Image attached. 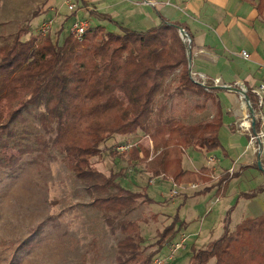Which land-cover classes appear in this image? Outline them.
<instances>
[{
	"label": "trees",
	"instance_id": "obj_1",
	"mask_svg": "<svg viewBox=\"0 0 264 264\" xmlns=\"http://www.w3.org/2000/svg\"><path fill=\"white\" fill-rule=\"evenodd\" d=\"M257 8L264 18V0H258ZM179 26L166 18L146 31L120 26L119 32H111L99 25L89 28L82 41L69 33L62 43L48 35L39 38L40 43L35 37L23 40L27 29L21 27L11 42L0 45V101L5 100L9 111L7 119L0 122V168L14 169L19 160L6 150L14 133L10 124L18 121L23 111L40 108L43 133L35 134L32 143L12 136L18 151L43 154L55 149L65 154L90 196L89 204L103 213L113 232L124 234L117 241L116 264H141L144 237L140 223L118 217L141 198L150 199L146 193L121 184L126 171L106 175L94 165L92 158L101 153L102 145L116 135L143 131L153 140L154 156L149 159V151L143 149L144 157L138 158L153 174L165 173L177 185L205 180L210 173L206 166L199 170L183 167L187 148H223L220 104L210 84L205 87L190 75ZM185 31L192 38L188 29ZM175 71L177 95L202 97L195 105L197 111H204L208 100L214 103L216 110L209 120L189 123L168 114L164 102L155 107L160 92L164 98L169 96L163 86ZM228 176L219 179L221 187L226 186ZM183 224L175 217L159 232V246L144 258L145 264L176 237ZM227 224L223 234L205 248L192 247L188 264H206L213 257L214 264H264V213L243 219L234 231Z\"/></svg>",
	"mask_w": 264,
	"mask_h": 264
},
{
	"label": "rangeland",
	"instance_id": "obj_2",
	"mask_svg": "<svg viewBox=\"0 0 264 264\" xmlns=\"http://www.w3.org/2000/svg\"><path fill=\"white\" fill-rule=\"evenodd\" d=\"M48 1L0 0V45L11 42L21 27L27 29L23 40L35 37L37 43H40L38 39L44 37L37 34L38 26L44 19L54 16V11H50L53 6L48 7ZM55 4L61 12L55 15L54 26L48 36L62 43L70 33V24L65 26V19L61 22L59 15L70 11L64 0H55ZM87 21L88 29L94 28V22L89 19ZM61 29L64 33H61ZM186 47L189 57L188 43ZM189 68L193 71L192 67ZM177 73L175 71L164 83L163 87H167L169 96L164 98L160 92L155 98V107L164 102L168 114L189 123L209 120L216 110L214 103L208 100L205 110L197 111L195 105L201 103L202 97L189 93L177 95ZM118 94L126 100L123 93ZM8 112L5 100L0 101V122L7 119ZM39 114L40 108L23 111L18 121L10 124L14 133L10 135V145L6 150L18 156L19 160L14 169L0 168V264H116L117 241L124 234L120 230L113 232L103 213L89 204L90 196L70 168L65 154L55 149L43 154L37 151L20 154L18 151L14 138H19L22 143H32L35 134L43 133ZM129 142L134 146L128 151L122 153L116 149L117 145ZM143 149L149 151V159L154 156L153 140L143 131L138 130L132 135H116L102 145L101 153L95 155L92 161L106 175L126 171V176L120 179L121 184L146 193L150 199L141 198L130 211L118 217L119 220H137L140 223V234L144 242L139 263L145 264L144 258L157 250L159 232L173 218L178 217L179 222H186V225L180 226L175 238L184 232L189 235V242L177 252L172 264H188L193 246L205 248L208 245L206 240L223 234L221 232L227 224L224 222L227 205H235L232 194L235 189L231 188L218 202L213 201L220 196L223 186L218 182L221 176H213L210 170L205 180L182 183L184 188H177L178 193L172 194L171 190L175 188L173 180L168 175L161 177V174H153L146 162L140 161L145 155ZM210 156L215 155L189 149L183 159L185 165L192 169V164L209 165ZM244 182H240L242 187L247 184ZM193 183L197 184L196 188L190 187ZM207 183L217 186V189L220 187L219 193L214 191L195 195L203 193ZM252 205L254 209L250 216L259 212L255 204L249 206ZM244 208L242 202L239 211L230 217L231 231L241 223L238 220H241ZM167 252L165 245L161 252H156L154 258ZM214 262L213 257L206 264Z\"/></svg>",
	"mask_w": 264,
	"mask_h": 264
},
{
	"label": "crops",
	"instance_id": "obj_3",
	"mask_svg": "<svg viewBox=\"0 0 264 264\" xmlns=\"http://www.w3.org/2000/svg\"><path fill=\"white\" fill-rule=\"evenodd\" d=\"M82 1L90 8L80 10L77 15L94 22L92 25L94 27L99 25L106 27L107 31L119 32L120 26L136 31H146L159 25L163 18L177 21L184 29H188L192 37L191 67L194 72L203 73L206 76L207 83L210 84V89L220 104L223 122L219 129V137L223 148L207 151L189 147L185 153L193 149L205 152L206 155L214 154L216 156L214 174L221 177L229 174L226 186H223L220 196L213 201L218 202V199L230 192L231 188L235 189L232 192L235 205L228 204L224 216L225 223L228 216L230 231L232 220L230 217L239 211L242 202L246 208L242 210L241 220L238 221L263 214L264 169L259 167L258 161L264 162V150L262 151L261 140L251 143L250 135L255 130L264 132V124L256 119L257 124L254 125L252 119L247 117L249 107L243 103L237 90L247 88L249 97L254 100L256 97L250 90L264 80V18L257 8L258 0ZM56 6L55 0L48 1V7H52L50 11H54L53 18L61 12ZM103 15H107L106 17H110L112 21L104 18ZM59 18L61 22L65 19V26L70 24L71 27L75 14L69 12L59 15ZM61 31L64 33L63 29ZM242 50L248 51L250 57H243ZM262 111L264 112V105ZM249 124L250 128L246 130L243 126ZM192 166L191 170H199L202 166L209 167L208 163L200 166L192 164ZM183 167L190 169L185 165L184 159ZM231 168L233 173L230 174ZM244 181L247 184L242 187L241 184H245ZM261 187L263 188L259 189ZM204 188L203 193L195 195L214 191L219 193L217 186H211L210 183H207ZM252 192L255 194L249 196ZM251 204L257 206L258 214L250 216L254 209L251 208L254 205L249 206ZM185 225L186 222L182 227ZM216 236L206 240V243L219 238Z\"/></svg>",
	"mask_w": 264,
	"mask_h": 264
},
{
	"label": "built area",
	"instance_id": "obj_4",
	"mask_svg": "<svg viewBox=\"0 0 264 264\" xmlns=\"http://www.w3.org/2000/svg\"><path fill=\"white\" fill-rule=\"evenodd\" d=\"M64 4L67 6L68 10L75 14V18H74V22L72 23L71 27H70V33H72L76 39H78L79 41L83 40V37L85 36V33L88 30V21L87 19L81 18L78 14V12L80 10H89L90 7L86 6L82 0H64ZM54 18H47L44 19L40 25L38 26V32L37 34L40 37H46L51 29L54 26ZM37 35V36H38ZM184 42L186 43H191V38L184 36L183 37ZM241 55L245 58H249L250 57V53L246 50H242L241 51ZM191 76L198 81L199 83H201L203 86L207 87V80H206V76L203 73H196L194 71H191ZM243 91L247 92L248 89L247 88H243ZM252 92V94L255 95V99H251V97L249 98L248 101L245 100L244 96L242 94L241 95V99L243 101V103L247 106L252 105L253 106V114H251L249 112L248 114V118L252 119V116H254L256 119H259L262 124H264V112L262 111V107L264 105V80L259 82L257 85H255L254 87H252V89L250 90ZM247 118V119H248ZM249 120V119H248ZM253 120V119H252ZM244 125V123H241V125ZM246 128V130H249L250 128V124L248 126H243ZM257 140H261V147H262V151L264 150V132L263 131H255L253 133H251L250 135V141L251 143H255ZM134 146L133 143H122L117 145V150H119L120 152H126L129 149H131ZM260 151V152H262ZM216 159L215 156H210L209 157V168L212 172V175L215 176V171H216V167L214 165ZM229 173H233V169L231 168L229 170ZM161 177H164V173L161 174ZM151 182H154L153 179H151ZM175 188H173L171 190L172 194H176L178 193V189L177 188H184L183 185H177L174 183ZM190 187L192 188H196L197 184L193 183L190 185ZM189 242V235L185 234L184 232H180L179 236L177 238L172 239L171 241H169L166 245H167V250L168 252L164 255H158L157 257H155L153 259V264H172L174 259L176 258L177 252H179L180 250L184 249L187 246V243Z\"/></svg>",
	"mask_w": 264,
	"mask_h": 264
},
{
	"label": "water",
	"instance_id": "obj_5",
	"mask_svg": "<svg viewBox=\"0 0 264 264\" xmlns=\"http://www.w3.org/2000/svg\"><path fill=\"white\" fill-rule=\"evenodd\" d=\"M178 29H179V32H180V35H181V37H182V39H183V37L184 36H186V37H189L190 38V36H189V34L185 31V29L182 27V26H179L178 27ZM189 44V43H188ZM190 44H189V50H190ZM189 57H188V61H189V66L191 67V50H190V52H189ZM224 88H230V89H237V88H234V87H231V86H223ZM238 91H239V93L240 94H242L243 96H244V98H245V100L246 101H248L249 100V95H248V93L247 92H245V91H243L242 89H237ZM249 108V112L251 113V114H253V112H254V110H253V106L252 105H249L248 106ZM252 123L255 125V123H256V118L254 117V116H252ZM258 165H259V167L260 168H262V161L261 160H259L258 161Z\"/></svg>",
	"mask_w": 264,
	"mask_h": 264
},
{
	"label": "bare ground",
	"instance_id": "obj_6",
	"mask_svg": "<svg viewBox=\"0 0 264 264\" xmlns=\"http://www.w3.org/2000/svg\"><path fill=\"white\" fill-rule=\"evenodd\" d=\"M256 131V130H255Z\"/></svg>",
	"mask_w": 264,
	"mask_h": 264
}]
</instances>
